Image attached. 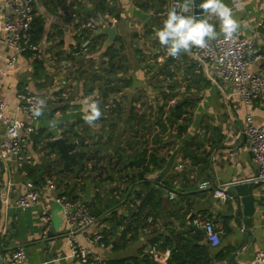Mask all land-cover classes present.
<instances>
[{"label":"crops","instance_id":"0c3cea01","mask_svg":"<svg viewBox=\"0 0 264 264\" xmlns=\"http://www.w3.org/2000/svg\"><path fill=\"white\" fill-rule=\"evenodd\" d=\"M101 1L35 0L33 24L43 51L38 61L31 53H18L16 61L8 65L14 52L0 30V93L5 113L36 127L27 148L34 162L19 166L15 159L0 155V217L1 197H7L6 223L0 237L1 263L22 245L27 251L25 264H84L73 254L68 224L56 201L66 195L86 201L99 216L78 237L108 263L126 260L136 264L133 262L138 259L142 264H170L172 249L187 245L188 250L203 251L198 253V264H256L255 253L264 248V183L255 188L256 212L247 220L242 210L235 213L234 199L229 196L221 202L213 189L258 174L242 127L249 113L255 123L264 124V94L248 105L232 84L215 81L219 78L212 63L199 60L193 53L169 57L155 37L167 18L166 0L164 5L163 0H105V12L119 31L111 46L120 48L118 55L112 59V49L104 45L106 34L97 35L84 53L77 54L83 40L78 20L98 12ZM6 2L0 0V21L7 14ZM222 2L240 25L236 35L253 38L264 49V27L260 25L264 0ZM209 22L220 34L219 20L213 16ZM111 62L118 67H112ZM260 65V61H254L250 68ZM25 85L46 98L44 114L39 118H31L20 108L18 94ZM87 97L97 100L102 111L92 127L82 119ZM175 105L185 109L178 119L170 117ZM53 119L57 126L50 128ZM161 120L173 125L165 129ZM186 120L189 128L180 139L175 133ZM71 127L86 137L92 145L89 148L99 151L97 169L92 161L86 163L87 168H80L73 160L68 172L63 161L55 159L54 164L46 154L42 143L46 134L50 130L66 134ZM5 133L6 126L0 122V138ZM188 134L192 137L187 149L199 160L194 162L184 147L177 154L175 165L180 171L171 188L178 191L175 198L168 194L171 189L163 193L157 187L148 196V156L141 168L132 162L116 163L120 154L131 160L147 148L157 154L159 163L164 162L159 165L163 168ZM139 170L145 171L143 179ZM193 173L196 177L191 180ZM47 176L56 180L57 188L45 190L41 201L33 206L18 207L15 199L26 182H42ZM203 182H208L206 188L200 187ZM139 191L142 197H138ZM149 197L150 202L142 206ZM44 209L52 216L48 229L41 218ZM195 216L214 222L220 231L219 243L210 242L204 229L194 223ZM99 233L104 235L103 240L92 242L90 238ZM160 240L173 245L162 243L155 257L154 244Z\"/></svg>","mask_w":264,"mask_h":264},{"label":"built area","instance_id":"2783aa9c","mask_svg":"<svg viewBox=\"0 0 264 264\" xmlns=\"http://www.w3.org/2000/svg\"><path fill=\"white\" fill-rule=\"evenodd\" d=\"M34 4L35 0H7L6 2L7 14L5 19L0 21V30L4 33V39L8 46L14 52L8 59V65H12L16 61L18 53H31L34 60L43 58L42 48L38 42L34 41L33 36ZM101 24L113 25L110 15L104 11H98L78 20L79 30L84 35L76 49L77 54L84 53L90 47ZM260 25L264 27V13L260 18ZM85 34L86 38H84ZM192 53L199 60L212 63L219 78L215 81L232 84L246 104L250 105L264 94V49L260 48L253 38L238 37L235 34L233 40H225L222 34L215 41H210L207 48H193ZM254 61L261 62L257 69L250 68ZM66 63L67 61H64V64ZM18 95L20 108L28 116L35 118L31 112L35 98L40 97L45 100L46 98L33 91L29 85H25ZM0 122L6 126V133L0 138V155L4 158L15 159L19 166L34 162V158L27 148L30 136L36 127L25 120L8 117L5 113V102L1 93ZM244 131L258 165V174L251 179L264 183V124L255 123L254 115L249 113ZM88 161H92L91 165L96 163L95 159L87 160V164ZM205 183L208 185V182L202 184ZM229 185L226 183L214 187L213 195L219 201L225 202L229 197ZM54 188H57V182L52 176H47L42 182L29 180L26 182L25 188L17 195L15 203L20 208H28L41 201L45 190ZM168 194L170 198H175L178 191L171 189ZM56 201L60 203L68 224L67 237L72 245L74 256L84 264H108L102 256L93 252L78 237L80 231L99 220V216L90 205L80 198L66 195L58 196ZM41 218L48 229L52 222V216L47 209L43 210ZM193 220L197 226L204 229L211 243L220 242V231L210 218L195 216ZM103 237L104 235L99 233L92 236L90 240L92 242L102 241ZM162 243L163 240H160L154 244L155 257H158V250ZM26 259V248L20 245L13 250L8 260L3 264H25ZM255 262L264 264V248L256 251ZM0 264H2L1 253Z\"/></svg>","mask_w":264,"mask_h":264},{"label":"water","instance_id":"95a60500","mask_svg":"<svg viewBox=\"0 0 264 264\" xmlns=\"http://www.w3.org/2000/svg\"><path fill=\"white\" fill-rule=\"evenodd\" d=\"M165 8L166 15L170 7L174 6L176 0H166ZM182 2V0H181ZM202 3V0H195L194 12L198 14V18L202 17L203 10L198 6ZM100 34H106L107 40L104 43L106 47H110L118 37L119 31L116 25L101 24L100 28L96 31V36ZM192 137V134L188 136L179 143V145L173 150L170 155L167 164L160 168L157 163L151 162L150 166V177L146 179V184L150 188L157 187L161 192L166 193L167 190L171 189L175 182H177V173L180 171L176 167V157L177 154L183 149V147L188 143L189 138ZM242 137L244 140H247V134L244 131V126L242 127ZM43 149L46 150L48 157L54 161L55 159L63 161V168L68 172L71 171L72 161H77V164L80 165V168L83 167V164L86 165L87 159H83L82 156L86 155L89 152V144L86 140H79V138L73 132H67L66 134L57 135L53 130H50L45 138L42 141ZM91 143V142H90ZM79 160V161H78ZM131 162L136 164L138 168L143 167L146 163L145 156H139L137 158L131 159ZM150 163V162H149ZM197 171V170H196ZM198 172V171H197ZM138 175L141 179L145 177V171L139 170ZM7 177V173H5ZM191 180L195 179V174L191 176ZM126 179V177H125ZM128 179V177H127ZM262 181H256L253 179L242 180L233 182L229 185L228 194L234 199L235 213L239 214L242 210L244 214V220H247L250 216L254 215L256 212V195L255 188L261 186ZM2 207H1V217H0V237L4 230L6 223V210H7V197L5 194L2 195Z\"/></svg>","mask_w":264,"mask_h":264},{"label":"clouds","instance_id":"9594fccd","mask_svg":"<svg viewBox=\"0 0 264 264\" xmlns=\"http://www.w3.org/2000/svg\"><path fill=\"white\" fill-rule=\"evenodd\" d=\"M203 10L202 17L194 12L195 0H176L174 6L167 12V18L163 26L156 30L155 37L161 46L166 49L169 57L179 58L181 54H192L193 48L205 49L210 41H215L218 35L223 34L225 40H233L238 32L239 23L232 17V11L222 0H202L198 6ZM215 16L220 22V34L215 25L210 23ZM85 105L82 116L88 126H96V122L102 117L99 102L92 97L83 100ZM46 100L36 97L32 104L33 117L39 118L44 114ZM50 128L57 126L56 120L49 121ZM208 185L202 184L201 188ZM219 195V193H218Z\"/></svg>","mask_w":264,"mask_h":264},{"label":"trees","instance_id":"16d2710c","mask_svg":"<svg viewBox=\"0 0 264 264\" xmlns=\"http://www.w3.org/2000/svg\"><path fill=\"white\" fill-rule=\"evenodd\" d=\"M164 2H165V0H163L162 1V4L164 5ZM99 11H107L108 10V6H107V3L105 2V0H102L100 3H99ZM90 16V15H89ZM84 35V34H83ZM33 36H34V41L35 42H37V40H36V29H35V26H34V24H33ZM86 34H85V36H84V38H86ZM95 37V36H94ZM96 38V37H95ZM94 38V39H95ZM112 46V45H111ZM108 47V49H112V59L115 57V56H117L118 55V51L120 50V48H117V47H114V48H112V47ZM39 59H35V61H38ZM112 64V67H118V63H116V62H111ZM98 79H99V76H98ZM104 95V97H106V93H104L103 94ZM184 111H185V109H184V107L182 106V105H175V107H174V109L172 110V113H171V115H170V117H174V118H176V119H178L179 117H182L183 116V114H184ZM186 119V118H185ZM184 119V120H185ZM170 121H171V119H169ZM163 121V120H161V122H160V124H161V126H163L165 129L166 128H169L168 127V124L169 125H173L170 121ZM188 128H189V124H188V122H187V120L186 121H184V122H182L180 125H179V127L177 128V132L175 133L180 139H182V138H184V136H185V132L186 131H188ZM68 132H73L78 138H79V140L81 141V140H86V137L85 136H83L82 134H80L77 130H75L73 127H71V128H69V130H68ZM67 133V132H66ZM89 146V145H88ZM189 146V143H187L185 146H184V148H185V151H186V155L188 154V153H190L192 156H193V160H194V162H196L197 160H199V157H195V155L193 154V153H191V151H189L188 149H187V147ZM183 148V149H184ZM99 151H96V150H92L91 148H89V152L86 154V155H83L82 156V161H83V159H87V160H91V159H95L96 160V163H95V165L93 166V168L95 167V169H97L96 168V166H97V164L98 163H100L99 162V160H100V157H97V155L99 156ZM139 155L140 156H145L146 158H147V156L149 157L148 158V160H149V162L151 163H153V162H155V163H157V165L159 166V165H162V164H164V162L163 163H159L160 162V158L157 156V154L155 153V152H148V149L147 148H144L140 153H139ZM79 161V160H78ZM125 161V164H131V160H130V158H129V156H125L124 157V155L123 154H120V157L117 159V162L116 163H122V162H124ZM98 162V163H97ZM115 162V161H114ZM161 162H162V160H161ZM84 167H86V165L85 164H83V167L82 168H84ZM155 193V189H152V188H150V190L148 191V196H151V195H153ZM138 197H142V192L141 191H139L138 192ZM150 199H152L151 197H149V198H146V199H144L143 200V203H142V206L144 205V206H146L149 202H150ZM171 244L173 245V243L171 242V241H166V240H164V243H163V245L164 246H166V245H169V246H171ZM188 246L186 245L184 248H173L172 249V255H173V257H172V261H171V263L170 264H172L173 262H176V264H186V263H188V262H194L195 264H198L199 263V261H200V259H201V256H198V253H202L203 251H200V252H196V251H194V250H188V248H187ZM194 247H195V245H194ZM108 263V262H107ZM133 263H136V264H142L141 263V261L140 260H138V259H136V260H134V262ZM108 264H131L130 262H126V260H121V261H117V262H109Z\"/></svg>","mask_w":264,"mask_h":264}]
</instances>
